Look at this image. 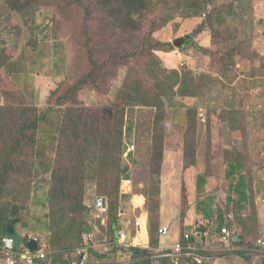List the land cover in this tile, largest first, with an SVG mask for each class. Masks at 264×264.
Instances as JSON below:
<instances>
[{"label": "trees", "instance_id": "1", "mask_svg": "<svg viewBox=\"0 0 264 264\" xmlns=\"http://www.w3.org/2000/svg\"><path fill=\"white\" fill-rule=\"evenodd\" d=\"M54 3L60 6L59 14L64 19L78 22V25L82 24L83 30H79L82 32L77 33L79 37L74 38L71 45L75 53L74 58L71 57V48L67 54L66 80L57 82L56 87L47 96L49 106L65 108L53 166L44 176L40 174L36 163L41 112L29 96L27 97L15 85L13 60L18 58L19 52L9 45L7 39L0 37V98L5 102L0 106V247L5 238L12 236L8 233L10 224L15 226V234L12 237L18 240L16 228L29 220L31 208L40 215V218L33 217V220L41 221V218L46 216L50 236L48 249L43 246L47 253L46 257L37 260L35 264H82L86 250L89 256L87 264H104L101 262L107 261L104 254L98 255L95 249L88 248L90 242L86 235L95 232L103 220L96 217L98 212L94 214V210L85 204L86 186L94 183L97 194L108 198L107 229L112 234V242L116 243L120 231L121 192L128 173L124 153L125 129L128 109H132L137 114L135 118L137 125L133 127L136 133L143 125L141 117L144 113L156 112L152 128L149 130L151 186L148 185L145 189L149 210L150 248H125L117 242L113 252L119 257L123 254L130 255L132 258L130 264H155L156 261L152 258L154 256L159 257L160 264H176L177 256L174 251H156L160 236L159 189L166 145L164 133L167 123H172L166 122L164 99L176 96L187 99L203 97L202 81L206 82L208 79L207 81L213 83V78H217L218 74L225 71L231 58L237 63L241 45L234 42H223L219 45L213 43L214 19L223 10L217 5V0H0V5L12 17L18 19V23L31 30V40L27 41L26 48L35 41H43L45 30L38 20L43 10ZM236 8L237 6L232 4L228 12L232 14ZM179 16L184 19L201 20L190 33L172 41H153L155 32ZM94 25H99L100 28L96 31L93 29ZM91 30L110 37L111 47L107 50V60H98L95 37ZM209 32L212 46L204 47L195 38L197 35L205 36ZM141 33L143 35H140ZM119 34L122 37H119ZM124 36H127L125 40ZM228 45L232 46L229 51L226 49ZM163 46L169 51L184 50L188 46L204 53L210 50L219 60L212 72L194 75L191 71L184 72L173 68L168 73L160 70V75L155 78L150 70L130 66L134 58L148 52L154 53ZM154 58L146 67L151 68L156 60L158 64L162 63L159 57ZM9 65L12 67L7 68ZM121 68L123 73L120 76V83L113 86L116 96L109 107H93L94 109L89 110L79 105L78 96L83 87L88 85L98 91L97 88L101 87L99 82L109 84L108 79L115 76ZM146 79L153 80L150 82H154L155 85L151 87ZM258 95L261 96V92ZM13 100L20 101V105H13ZM218 110L217 115L215 111H210L212 117L209 118L207 115L209 133L210 123L216 116L221 123L229 126L232 133L235 132L234 123H230L226 116L232 115V110L228 109V112ZM187 112L184 128L185 170L198 168L200 165L197 154L200 145L199 112L197 108H189ZM260 125L264 128L262 119ZM222 141V139L219 141L220 144ZM208 142L210 148L205 165L203 163L206 172L204 175L212 176L213 168L216 167L214 157L222 153L220 163L227 167V171L226 181L219 187L228 185V192L231 194L229 204L234 205L235 219L243 229L244 242L257 241L259 235L253 182L257 164L251 162L248 144L245 143L243 151H232L222 146L221 152H212L214 142L210 140ZM134 155L136 162V154ZM260 165L262 166V163ZM219 184L218 182L217 186ZM182 201L184 219L189 203L186 187L183 188ZM248 207L249 216L239 217L241 208L244 211ZM24 210L26 212L21 214ZM26 213L28 217L24 216ZM98 220L99 225L96 224ZM230 227L235 228L234 221L230 222ZM182 236L185 239L186 235ZM16 245L18 246L17 243ZM183 262L195 264L192 256L183 257L181 264Z\"/></svg>", "mask_w": 264, "mask_h": 264}, {"label": "rangeland", "instance_id": "2", "mask_svg": "<svg viewBox=\"0 0 264 264\" xmlns=\"http://www.w3.org/2000/svg\"><path fill=\"white\" fill-rule=\"evenodd\" d=\"M56 4H51L44 9L38 20L40 26H43L45 30L44 37L42 36L43 41H35L28 48H26V45L27 41L31 40V30L25 29L21 23H18V19L12 17L0 5V37L7 39L9 45L19 52L18 58L13 60L14 83L27 97L29 96L38 104L39 109L41 108L36 163H39V159H41L42 163L40 164L41 166L39 165V171L42 176L49 173L50 169H52L63 109L65 108L49 106L46 97L56 87L57 82L65 79L68 68L67 54L73 44V39L79 37L77 33L82 32L79 30H83L82 24L78 25V22L64 19L59 14L60 6ZM232 4L237 6L238 9H234L231 14L228 10ZM217 5L223 10L214 19L213 43L216 42L218 43L217 45L223 42L240 44L241 51L237 63L232 60L233 58L229 61L226 59L228 64L225 71L218 74L217 78H213V83L207 81L208 79L206 82L202 81L203 89L201 91L204 94L201 98L187 99L176 96L175 98L164 99L166 122H177V126L167 123L164 133L166 137V139L164 138V144L168 138L167 148L172 151H174V148H178L179 153L184 151L185 129L183 124L186 123L187 109L197 108L200 123L198 127L200 145L198 144L197 154L198 159H201L204 165L208 149L210 148L209 140L212 143L214 142L211 147L212 152H221L222 146L232 151H243L247 142L250 156H252L251 162L256 163L258 166H256L255 170L260 169L264 174V128L263 125H260V120L264 121V0H217ZM200 20L176 17L166 27L153 34V41H172L177 37L190 33L199 24ZM99 28V25H94L93 27L96 31ZM94 30L91 31L95 37L98 60H107V50L111 47L110 37L101 32L96 33ZM140 35H143V33ZM118 36L122 37L120 34ZM125 37L127 36H124V40ZM195 39L204 47L212 46L210 32L206 33L205 36L197 35ZM230 47L232 46L228 45L226 49L229 51ZM153 54L159 57L162 63L158 64L156 60L155 65L151 66V68L146 67L152 59H155ZM74 55V50L71 48V57L74 58ZM217 60H219L217 55L210 50L204 53V51H199L195 47L188 46L184 50L175 49L169 51L166 46H163L159 50H155L154 53L148 52L134 58L130 66H136L141 70H150L153 72L150 74L155 78L160 75V70L168 73L173 68L184 72L191 71L194 75L202 72H212ZM8 67H12V65ZM122 73L123 69L121 68L115 76L108 79L109 84L99 82L101 87L97 88L98 91L88 85L83 87L78 96L79 105L81 104L89 110L94 109L93 107H109L116 96L113 86L114 84L119 85ZM261 77L262 79L260 80ZM150 81L148 83L153 87L155 83ZM145 87L148 88V86ZM143 89H145L144 86ZM260 92L261 96L258 95ZM4 103V100L0 98V106H3ZM20 103V101L13 100L12 104L19 106ZM218 109L225 112H228V109L232 110V115L227 114L226 116L229 118L230 123H234L235 132L232 133L229 126L221 123L216 116L210 123L211 133H209L207 130V115L209 118L212 117L210 111H215L217 115ZM136 115L135 110L128 109L125 129L126 149L124 153L125 156L132 154V152L135 153L136 162L142 161L146 156L145 162L147 163L150 157L148 155L149 140H151L149 130L152 128L156 112L146 111L144 113V116L141 117L143 125L138 128L137 133L134 130L135 128H133L135 124L137 125L135 123ZM221 139L223 140L222 144L219 142ZM47 148L50 151L46 152ZM45 153L49 154V156H54L49 159ZM220 161L217 156L213 160L217 169L222 167ZM261 163L262 166L260 165ZM257 181L258 183L261 182L259 183L260 190L256 182H254L255 191L261 195L264 187V182H262L264 181V176L262 180L258 179ZM88 195L91 194H86V196ZM262 198L264 199V195H262ZM96 224L99 225L100 221L98 220ZM102 225L103 222L101 226L97 227L101 230L107 228V221ZM40 245L41 247L44 246L43 240H41ZM124 247L128 248V246Z\"/></svg>", "mask_w": 264, "mask_h": 264}, {"label": "crops", "instance_id": "3", "mask_svg": "<svg viewBox=\"0 0 264 264\" xmlns=\"http://www.w3.org/2000/svg\"><path fill=\"white\" fill-rule=\"evenodd\" d=\"M32 101L38 105L34 100ZM176 123L177 122H172L171 125L177 126ZM183 126L185 128L186 123L183 124ZM166 141L159 189L160 212L158 223L160 236L156 251L169 252L180 246L182 251L181 256H177L180 260L178 264H181L182 258L187 257L185 255L192 252V250H199L200 253L209 256L211 264H264V199L262 198V195H264V187L261 195L255 191L257 233L259 239L246 243L242 238L243 229L237 224L235 219L236 216L233 210L234 205L229 204V196H231V194L228 192V185L223 188L219 187L226 181L227 167L224 165L218 169L214 167L213 174L218 176H214L213 174L212 176H206L204 175L206 172H204L203 162L199 159L200 165L198 168L192 167L185 170L184 151H180L179 153L178 148H174V151L170 150L167 148L168 138ZM47 151H50L49 148H47L46 152ZM45 154L49 159L54 156H49L47 153ZM217 157L222 160V153ZM134 159L135 155L133 152L125 156L128 173L127 177L124 179L121 192V210L119 215L120 231L117 242L118 245L123 243L125 246L133 248L149 249V210L145 199V189L150 185L149 182L151 180L149 161L147 160V163L145 162L146 156L142 161H138V163L134 162ZM41 163L42 161L39 159V163L37 162L38 170ZM202 176L206 177L203 178ZM263 176L264 174L260 169L255 171L253 178L255 180H253V182H256L259 190V183L261 182L258 183L257 180H262ZM217 180L220 183L218 186ZM184 187H186L189 203L186 216L183 219L182 211L184 209L182 194ZM214 188H216V190ZM86 194L91 195L86 196L85 204L93 209L94 214H96L99 212L97 199L99 200L100 198L106 197H101L97 194V188L94 183L87 184ZM106 199L108 203V198ZM33 206L34 203L31 204V207ZM248 209L249 207L243 211L241 208L238 216H249L250 212H248ZM25 212L26 210L21 214ZM30 213L29 220L22 222L16 228L18 233V240L16 239V243L18 244L17 248L19 250H25L28 248L29 240H35L36 238L39 239L40 242L43 240L44 247L47 249L50 240L49 227L47 226L48 220L45 215L41 218V221L38 219L33 220V217L40 218V215H38L35 210L32 211L31 208ZM26 215L27 213L24 216L28 217V215ZM99 216L100 213H97L96 217L98 219L102 218L104 225L107 216ZM231 221H234L235 228L231 229ZM223 228L231 232L232 236L228 243L222 241ZM120 234H124L126 239L121 240ZM183 234L189 235V243L186 239H183ZM89 235L93 236V241H89L90 244L88 247L95 249L98 255L104 254L106 256L107 261L101 263L112 264L114 262L118 264H130L132 262L129 255L123 254L119 257L113 252L117 242H112V234L107 228L101 230L97 227L95 232ZM89 235H86V237ZM235 237H237V239L234 241ZM0 264H6L1 252ZM182 264L188 263L183 262Z\"/></svg>", "mask_w": 264, "mask_h": 264}, {"label": "built area", "instance_id": "4", "mask_svg": "<svg viewBox=\"0 0 264 264\" xmlns=\"http://www.w3.org/2000/svg\"><path fill=\"white\" fill-rule=\"evenodd\" d=\"M99 213H100V216L104 217L107 215L108 212H107V209L101 208V209H99L98 214ZM231 236H232L231 232L228 229H226V228L222 229V241L224 243H228L231 239ZM120 238H121V240L126 239L124 234H120ZM185 239L189 243V241H190L189 235H186ZM87 240L92 242L93 236L89 235L87 237ZM35 241L38 244V249L36 251H30L28 248H26L25 250H19L17 248L16 240L14 237L10 236V237L5 238L2 246L0 247V252L4 256L6 264H35V262L37 260L44 259L46 257L47 253H46L44 247L43 246L41 247L40 241L36 238H35ZM122 245H123V243H122ZM181 251H182V248L180 246L174 248V253L178 254L179 256H181ZM187 256H192L195 264H211V259L209 258V256L201 254L199 252V250H197V251L192 250V252L187 253ZM152 258L156 261L155 264H160L158 256H154ZM176 261L178 264L179 259H177ZM88 262H89V256H88V252L86 250V255L84 256L82 264H87Z\"/></svg>", "mask_w": 264, "mask_h": 264}, {"label": "water", "instance_id": "5", "mask_svg": "<svg viewBox=\"0 0 264 264\" xmlns=\"http://www.w3.org/2000/svg\"><path fill=\"white\" fill-rule=\"evenodd\" d=\"M101 208H103V209H107L108 208V203H107V199L106 198H100L98 200V209H101ZM8 233L10 235H12V236L15 234L14 225L13 224L8 225ZM235 239H237V237L234 238V241H235ZM28 249L30 251H36L38 249L37 242L35 240H29Z\"/></svg>", "mask_w": 264, "mask_h": 264}, {"label": "clouds", "instance_id": "6", "mask_svg": "<svg viewBox=\"0 0 264 264\" xmlns=\"http://www.w3.org/2000/svg\"><path fill=\"white\" fill-rule=\"evenodd\" d=\"M107 212H108V208H107ZM107 216V215H106ZM107 220H105V222H106ZM12 237V236H11ZM122 245V244H121ZM122 246H125L124 244L122 245ZM128 247H130V246H128ZM89 248V247H88ZM174 251V250H173ZM202 254V253H201ZM176 256H179L178 254H175ZM205 255V254H204ZM130 256V255H129ZM131 257V256H130ZM177 259H179V257H177L176 259H175V262H176V264H177ZM179 262H180V260H179ZM160 263V262H159Z\"/></svg>", "mask_w": 264, "mask_h": 264}]
</instances>
